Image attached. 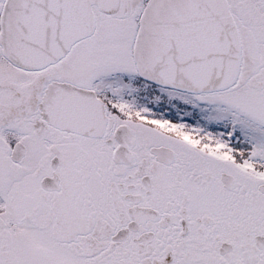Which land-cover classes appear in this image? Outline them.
Segmentation results:
<instances>
[{
    "label": "snow or ice",
    "instance_id": "1",
    "mask_svg": "<svg viewBox=\"0 0 264 264\" xmlns=\"http://www.w3.org/2000/svg\"><path fill=\"white\" fill-rule=\"evenodd\" d=\"M0 264H264V0H0Z\"/></svg>",
    "mask_w": 264,
    "mask_h": 264
}]
</instances>
